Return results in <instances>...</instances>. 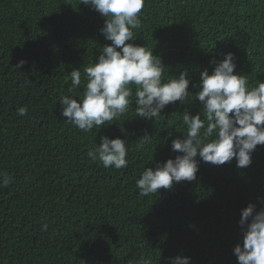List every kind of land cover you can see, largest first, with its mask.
Returning <instances> with one entry per match:
<instances>
[{"label": "trees", "instance_id": "trees-1", "mask_svg": "<svg viewBox=\"0 0 264 264\" xmlns=\"http://www.w3.org/2000/svg\"><path fill=\"white\" fill-rule=\"evenodd\" d=\"M141 21L128 43L152 49L165 79L187 71L189 102L169 104L152 120L137 117L133 103L119 120L85 133L66 122L58 100L82 98L84 67L111 44L101 33L105 18L80 0H0V173L10 178L0 186V264H140L141 257L170 264L176 256L238 264L241 210L264 208V145L247 168L235 158L217 166L197 156L196 180L146 197L136 181L182 155L172 140L186 135V110L201 113L195 94L204 69L211 74L231 52L249 87L264 82V0H145ZM74 68L82 73L75 94ZM145 132L152 143L140 148ZM101 136L126 140L125 168L87 156Z\"/></svg>", "mask_w": 264, "mask_h": 264}, {"label": "clouds", "instance_id": "clouds-1", "mask_svg": "<svg viewBox=\"0 0 264 264\" xmlns=\"http://www.w3.org/2000/svg\"><path fill=\"white\" fill-rule=\"evenodd\" d=\"M80 3L105 18L101 33L111 44L103 47L94 63L84 67L86 84L82 98L78 101L72 95L59 97L66 122L87 133L119 120L133 103L137 117L152 120L159 119L169 104L189 102L187 71L178 78L165 79L166 67L152 49L128 43L136 40L134 30L141 27L145 0H80ZM25 63L20 60L15 68H22ZM214 63L211 74L207 69L200 73L201 90L195 94V100L203 104L202 114L191 115L186 110L182 114L186 135L172 140V151L182 155L146 168L136 181L139 196L156 194L161 188L171 189L174 182L196 180L197 156L217 166L235 158L238 168H247L257 146L264 145V82L249 87L246 75L234 72L236 64L231 52ZM70 78V91L75 94L82 84L80 69L74 68ZM27 112L26 106L17 109L19 116ZM151 143L152 136L145 132L138 147ZM127 144L121 138L101 136L99 146L94 143L87 156L106 169L119 170L128 165ZM9 183L7 173H0V186L7 187ZM239 225L243 244L234 248L238 264H264V208L257 211L255 204H248L241 210ZM43 227L47 230L48 225ZM190 259L176 256L170 258V264H190ZM140 264L150 262L141 257Z\"/></svg>", "mask_w": 264, "mask_h": 264}]
</instances>
